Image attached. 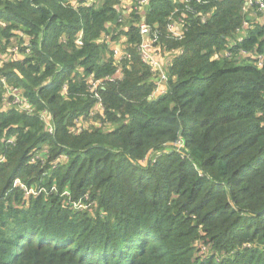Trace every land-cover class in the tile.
Masks as SVG:
<instances>
[{
    "label": "trees",
    "instance_id": "1",
    "mask_svg": "<svg viewBox=\"0 0 264 264\" xmlns=\"http://www.w3.org/2000/svg\"><path fill=\"white\" fill-rule=\"evenodd\" d=\"M143 6L0 0V264H264V13Z\"/></svg>",
    "mask_w": 264,
    "mask_h": 264
},
{
    "label": "built area",
    "instance_id": "2",
    "mask_svg": "<svg viewBox=\"0 0 264 264\" xmlns=\"http://www.w3.org/2000/svg\"><path fill=\"white\" fill-rule=\"evenodd\" d=\"M125 1V0H124ZM139 7L141 8L142 5H144L143 7H146L147 5V0H136ZM185 3H190L194 0H182ZM254 5H256L258 7L259 11H262L264 13V0H246V9L248 10L251 7H253ZM176 19H173V17H171L169 23H168V31L171 32L173 35L181 38L182 35V28L184 27L183 24H178L176 22ZM139 29H140V33L143 36V40H144V44L142 46V55H143V59L146 63H149L150 65L153 66H157L159 65V61L155 58V53H153L151 51L153 44L157 41L158 38V33L157 30L150 24L146 23L145 21H141L139 24ZM80 42V39H79ZM26 52H29V49L26 50ZM121 49L119 47H117L115 49V54L120 56L121 58ZM19 53L16 50V52L14 53L15 56H17ZM258 65H262V61L258 62ZM167 77L165 74H162L161 78L159 79V82L161 80H165ZM95 85H97V83H95ZM160 88V85H159ZM158 88V90H159ZM13 94L14 95V100L13 103L14 104H18L19 107L23 108V109H27V101L25 100V98L18 93V89L17 88H12ZM7 93H10L9 91H7ZM30 110V109H28ZM43 118L45 120L48 119V117H46V115L43 116ZM4 156L0 151V161L3 160ZM14 186H19L22 189L26 190V194L29 195L32 192L34 193L35 191L33 189H28V187L26 186L25 183H23L21 181V179L17 178L14 181Z\"/></svg>",
    "mask_w": 264,
    "mask_h": 264
},
{
    "label": "rangeland",
    "instance_id": "3",
    "mask_svg": "<svg viewBox=\"0 0 264 264\" xmlns=\"http://www.w3.org/2000/svg\"><path fill=\"white\" fill-rule=\"evenodd\" d=\"M122 1H123V0H121V2H122ZM116 47H119V48H120V44H117ZM116 47H115V49H116ZM122 58H123V57H122ZM122 58H121V59H122ZM121 59H120V60H121ZM96 111H97V110H96Z\"/></svg>",
    "mask_w": 264,
    "mask_h": 264
},
{
    "label": "crops",
    "instance_id": "4",
    "mask_svg": "<svg viewBox=\"0 0 264 264\" xmlns=\"http://www.w3.org/2000/svg\"><path fill=\"white\" fill-rule=\"evenodd\" d=\"M127 2L129 1V0H126Z\"/></svg>",
    "mask_w": 264,
    "mask_h": 264
}]
</instances>
